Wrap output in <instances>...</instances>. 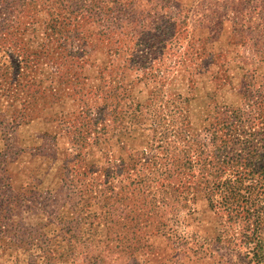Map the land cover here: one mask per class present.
I'll use <instances>...</instances> for the list:
<instances>
[{
  "label": "rangeland",
  "instance_id": "rangeland-1",
  "mask_svg": "<svg viewBox=\"0 0 264 264\" xmlns=\"http://www.w3.org/2000/svg\"><path fill=\"white\" fill-rule=\"evenodd\" d=\"M263 91L264 0H0V264H264L203 167Z\"/></svg>",
  "mask_w": 264,
  "mask_h": 264
},
{
  "label": "trees",
  "instance_id": "trees-1",
  "mask_svg": "<svg viewBox=\"0 0 264 264\" xmlns=\"http://www.w3.org/2000/svg\"><path fill=\"white\" fill-rule=\"evenodd\" d=\"M242 105L241 110L228 111L225 122L218 129L207 130L209 132L205 138L207 154L203 167H207L209 173L215 172L207 175L215 181L213 183L215 188L208 190L204 195L209 199L218 196L217 203L237 210L248 224L262 226L264 159L260 156L258 158V152L259 144L264 141V91L256 95L254 102L250 99L246 101L244 96ZM228 119L232 121L226 122ZM255 157L258 163H254ZM226 167L232 170V177L221 180L223 177L221 172ZM255 169L257 175L254 174ZM253 234L256 237L261 235L258 231ZM256 249L257 247H252L251 251Z\"/></svg>",
  "mask_w": 264,
  "mask_h": 264
}]
</instances>
